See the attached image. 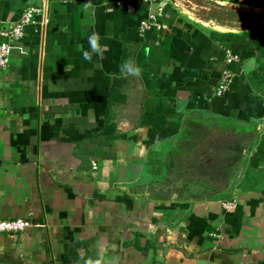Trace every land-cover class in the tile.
<instances>
[{
  "label": "crops",
  "instance_id": "crops-1",
  "mask_svg": "<svg viewBox=\"0 0 264 264\" xmlns=\"http://www.w3.org/2000/svg\"><path fill=\"white\" fill-rule=\"evenodd\" d=\"M196 1L264 14V0ZM188 5L0 0L5 26L44 10L0 71V222L31 223L0 234V264H264V19L202 21ZM151 15L173 31L142 34ZM93 33L103 50L85 61ZM126 60L139 76L121 75ZM226 67L233 82L218 98ZM214 120L243 135L214 166L222 174L186 161L201 177L172 179L191 122ZM169 183L189 190L164 194Z\"/></svg>",
  "mask_w": 264,
  "mask_h": 264
},
{
  "label": "rangeland",
  "instance_id": "rangeland-1",
  "mask_svg": "<svg viewBox=\"0 0 264 264\" xmlns=\"http://www.w3.org/2000/svg\"><path fill=\"white\" fill-rule=\"evenodd\" d=\"M191 2V5H188L187 11L190 14H193L196 18L207 21L209 15L213 14L214 11H221L220 7L216 5L215 3H203L196 0H189ZM217 6V7H216ZM193 125V131L191 134V138L189 141L193 142L192 145L185 146L183 155L179 156V161L182 162V165L180 164L178 167H181L180 170L177 172V176L173 177L172 179H192L194 175L196 177H215L217 175H221V171H217L214 169L217 166L221 165L222 158H225L228 147H234L236 146L239 148L242 145V134L241 129L233 124L213 121L210 124L207 123H200L201 125L196 126V123L191 122ZM195 125V126H194ZM191 127V126H190ZM200 137V139H198ZM225 154V155H224ZM227 158V157H226ZM210 162L206 167L209 169H206V167L199 169V174L201 176H198L194 174V170L189 168L191 163H194L193 165L197 166L200 161ZM213 160H216V164L213 165ZM186 161H188V166H185ZM187 168H189L187 170ZM192 170V172H191ZM197 173V172H195ZM234 173V172H232ZM198 174V173H197ZM178 182V181H177ZM178 186V185H177ZM173 184L169 183L165 187H162L164 194H171L173 191H181L185 190L186 192L189 190L186 187H177ZM177 187V188H176ZM214 189H220L214 188ZM158 190V188H157ZM204 191H209L208 188H205ZM203 192V191H202Z\"/></svg>",
  "mask_w": 264,
  "mask_h": 264
},
{
  "label": "built area",
  "instance_id": "built-area-1",
  "mask_svg": "<svg viewBox=\"0 0 264 264\" xmlns=\"http://www.w3.org/2000/svg\"><path fill=\"white\" fill-rule=\"evenodd\" d=\"M144 1L153 2L155 0ZM43 15V8L39 6H30L25 10L22 18L18 22L10 23L8 26H5L4 23L0 21V36L4 39L0 41V71H5L10 66L13 47L25 36V28L29 25L41 24L42 21L39 19H42ZM152 28L157 29V31L161 33L162 39L165 35L173 31L170 26L157 22L155 15H151L148 21L141 24L140 32L143 34ZM225 53L226 66H229L232 62L237 61V58L230 51H226ZM232 82L233 74L228 67H226L217 84L215 96L218 98L224 97L230 90ZM236 206V201L222 203V207L227 212H233L236 209ZM30 226L31 223L29 221L21 219L3 221L0 222V234H20L25 232L28 228H30Z\"/></svg>",
  "mask_w": 264,
  "mask_h": 264
},
{
  "label": "clouds",
  "instance_id": "clouds-1",
  "mask_svg": "<svg viewBox=\"0 0 264 264\" xmlns=\"http://www.w3.org/2000/svg\"><path fill=\"white\" fill-rule=\"evenodd\" d=\"M88 48L81 50V55L83 60L90 61L92 55H99L103 50V45L99 43V37L97 34L93 33L89 35L87 40ZM119 72L121 75H131V76H139L140 69L139 67L135 66L131 61H124L119 66ZM88 264V262H86ZM99 264V262H97ZM112 264H115V260H113Z\"/></svg>",
  "mask_w": 264,
  "mask_h": 264
},
{
  "label": "trees",
  "instance_id": "trees-1",
  "mask_svg": "<svg viewBox=\"0 0 264 264\" xmlns=\"http://www.w3.org/2000/svg\"><path fill=\"white\" fill-rule=\"evenodd\" d=\"M219 23H224V21L229 20L230 22H243L247 25L253 24L255 20L264 19V14L243 12L236 9H222L221 11H214L211 15Z\"/></svg>",
  "mask_w": 264,
  "mask_h": 264
},
{
  "label": "water",
  "instance_id": "water-1",
  "mask_svg": "<svg viewBox=\"0 0 264 264\" xmlns=\"http://www.w3.org/2000/svg\"><path fill=\"white\" fill-rule=\"evenodd\" d=\"M254 13L262 14L261 12H254ZM182 105H183V103L178 105L179 106L178 111L181 113H184V108H182ZM244 157H247V152L244 154Z\"/></svg>",
  "mask_w": 264,
  "mask_h": 264
}]
</instances>
